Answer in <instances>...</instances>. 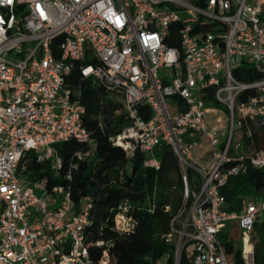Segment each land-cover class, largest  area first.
<instances>
[{"label": "built area", "instance_id": "obj_1", "mask_svg": "<svg viewBox=\"0 0 264 264\" xmlns=\"http://www.w3.org/2000/svg\"><path fill=\"white\" fill-rule=\"evenodd\" d=\"M73 70L119 94L128 125L109 139L113 146L128 157L142 154L143 166L155 170L160 144L174 152L183 204L167 236L173 264L182 253L189 264H235L238 251L241 264H264L255 261L264 190L241 199L237 211L219 194L245 171V139L253 144L264 130V0H0V264H110L108 242L98 241L101 257L90 259L89 200L76 209L64 187L23 174L29 152L57 172L54 145L69 140L87 147L77 161L93 156L79 90L67 83ZM249 72L259 78L235 76ZM235 122L240 135L232 144ZM203 139L213 149L205 167L191 156ZM248 161L264 170V146ZM187 168L197 183H189ZM123 212L115 218L118 231L132 228Z\"/></svg>", "mask_w": 264, "mask_h": 264}, {"label": "trees", "instance_id": "obj_2", "mask_svg": "<svg viewBox=\"0 0 264 264\" xmlns=\"http://www.w3.org/2000/svg\"><path fill=\"white\" fill-rule=\"evenodd\" d=\"M251 73L252 77L242 73L235 76L241 81L259 78L257 73ZM67 83L79 90L78 100L85 110L82 125L95 144L93 156L77 161L75 155L85 153L87 147L69 140L54 145L61 159L57 172L51 171L47 163L35 162L29 152L21 161L25 166L23 174L29 181L46 179L48 187H64L76 209L81 201L89 200L91 209L84 238L93 263L100 259L103 250L95 244L103 241L109 243L110 264H173L175 247L167 236L171 221L183 204L182 169L174 152L163 143L155 149L154 157L160 164L157 170L144 167V156L138 152L128 157L109 140L128 125L119 94L82 79L77 70L70 73ZM208 103L218 106L211 98ZM138 110L144 120L150 118L144 107ZM253 140V144L249 139L244 142L245 171L228 178L219 189L230 210H239L241 199L259 196L264 190V170L252 168L248 161L255 149L264 146V130L254 133ZM72 164L77 168L70 170ZM68 172L70 180L65 177ZM186 174L189 183L198 182L191 169L187 168ZM121 212L132 222L128 231L115 229L116 215ZM256 234L255 261L259 263L264 259V225L256 226ZM234 261L241 264L239 251ZM179 264H189L184 253Z\"/></svg>", "mask_w": 264, "mask_h": 264}, {"label": "rangeland", "instance_id": "obj_3", "mask_svg": "<svg viewBox=\"0 0 264 264\" xmlns=\"http://www.w3.org/2000/svg\"><path fill=\"white\" fill-rule=\"evenodd\" d=\"M221 110L222 113L225 114V108H219ZM223 117V123L225 125V116H222ZM209 118L211 120H214L215 118V114H210L209 115ZM219 137H223V131H221L219 133ZM225 135V134H224ZM239 135H240V131H239V128L235 122L234 124V135H233V138H232V144L238 142V139H239ZM218 147V146H216ZM219 148H216V151H218ZM212 157H213V149L211 148V146L205 142L203 140L202 144L198 147V148H195L193 151H192V159L194 161L195 164H197L198 166H201V167H205L207 165H209L212 161ZM25 176V175H24ZM36 195L38 196H42V191H35ZM232 237H233V241L236 245H239L240 244V232L239 230L236 228L232 231Z\"/></svg>", "mask_w": 264, "mask_h": 264}, {"label": "crops", "instance_id": "obj_4", "mask_svg": "<svg viewBox=\"0 0 264 264\" xmlns=\"http://www.w3.org/2000/svg\"><path fill=\"white\" fill-rule=\"evenodd\" d=\"M208 126L209 127H213L214 126V120H211L210 118H209V120H208ZM205 142H207L205 139H203ZM203 140H202V142H203ZM202 142H201V144H202ZM208 143V142H207ZM200 144V145H201ZM191 156H192V154H191ZM193 160V159H192Z\"/></svg>", "mask_w": 264, "mask_h": 264}]
</instances>
